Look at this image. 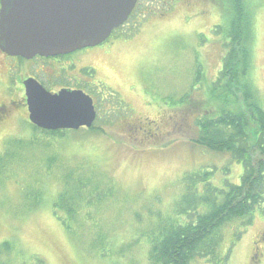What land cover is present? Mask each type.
Here are the masks:
<instances>
[{"label":"rangeland","instance_id":"rangeland-1","mask_svg":"<svg viewBox=\"0 0 264 264\" xmlns=\"http://www.w3.org/2000/svg\"><path fill=\"white\" fill-rule=\"evenodd\" d=\"M249 2L256 27L252 79L264 101V0ZM226 4L139 0L129 21L100 44L110 53L99 48L93 54L95 81L104 86L93 131L69 129L64 138L48 139L28 121L0 131V154L5 137L38 138L4 175L0 171L1 264H149L148 237L176 215L186 174L212 171L215 186L241 181L243 165L229 153L194 143L226 53L215 28L226 21ZM69 178L84 199L72 218L54 211ZM90 178L100 183L95 191ZM199 191L204 194L203 186ZM244 221L225 228L215 264H252L264 238V205L250 224ZM259 245L264 253V241ZM192 264L212 263L198 258Z\"/></svg>","mask_w":264,"mask_h":264},{"label":"trees","instance_id":"trees-1","mask_svg":"<svg viewBox=\"0 0 264 264\" xmlns=\"http://www.w3.org/2000/svg\"><path fill=\"white\" fill-rule=\"evenodd\" d=\"M226 2V21L215 27L224 38L226 53L219 76L210 87L209 100L214 103L208 115L197 119L199 135L194 143L216 152L229 153L233 161L243 165L241 181L236 184L225 181L223 185L215 186L210 181L212 171L186 174L176 215L148 237L149 264H192L198 258L212 264L220 262L218 250L224 240L225 228L239 219L250 224L253 213L264 205V101L252 79L255 18L249 0ZM95 124L89 129L93 131ZM31 126L48 139L64 138L67 134L66 130H43ZM15 138L6 142V151L0 154V161L5 157L0 163L1 175L11 163L22 159V152L27 149L23 147L38 144L35 143L38 138ZM52 156L47 157L48 169L55 159ZM90 184L94 191L100 186V183H92L91 178ZM78 186V181L67 180L65 192L54 204V211L58 210L56 213L65 211L72 218L73 208L78 211V203L84 202L82 194L75 190ZM202 186L204 194L199 191ZM63 223L68 230L72 229L71 222ZM6 247L10 248V244L7 243Z\"/></svg>","mask_w":264,"mask_h":264},{"label":"water","instance_id":"water-1","mask_svg":"<svg viewBox=\"0 0 264 264\" xmlns=\"http://www.w3.org/2000/svg\"><path fill=\"white\" fill-rule=\"evenodd\" d=\"M138 0H0V49L9 56L54 57L95 47L125 24ZM29 120L45 130L90 128L93 98L82 90L51 93L25 82Z\"/></svg>","mask_w":264,"mask_h":264},{"label":"flooded vegetation","instance_id":"flooded-vegetation-1","mask_svg":"<svg viewBox=\"0 0 264 264\" xmlns=\"http://www.w3.org/2000/svg\"><path fill=\"white\" fill-rule=\"evenodd\" d=\"M99 48L104 49L105 47L98 45L66 55L36 56L32 59L9 56L0 49V97H3L0 99V131L3 128L6 129L8 123L12 121H16L18 128L23 124V121L30 123L24 83L30 78L36 79L47 91L53 94L59 93L62 89L82 90L93 98L98 112V107L103 100L102 96H99V93L102 92L99 86H103V82L99 81L101 85H98L95 81L98 69L94 65L95 58L93 54ZM102 52L105 55L110 53L106 48ZM81 54L85 58L81 59ZM74 56H77V58ZM85 60L89 61L88 65L83 64ZM87 68L89 70H86ZM91 88L93 91L90 90ZM119 102L121 101L118 100ZM23 114H27V117ZM17 131L14 134L17 135ZM4 132L6 131L4 130ZM11 138L10 136L5 137L4 142ZM262 240L264 241V238H261L259 242L263 243ZM259 242L254 249L252 264H263L264 262V253H262Z\"/></svg>","mask_w":264,"mask_h":264}]
</instances>
